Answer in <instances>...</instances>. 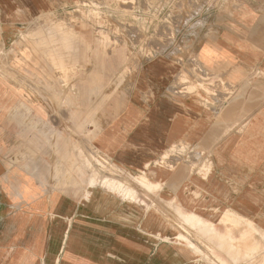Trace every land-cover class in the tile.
I'll use <instances>...</instances> for the list:
<instances>
[{
	"label": "crops",
	"instance_id": "1",
	"mask_svg": "<svg viewBox=\"0 0 264 264\" xmlns=\"http://www.w3.org/2000/svg\"><path fill=\"white\" fill-rule=\"evenodd\" d=\"M77 1L0 0V264L240 262L264 231V0L120 56L51 36Z\"/></svg>",
	"mask_w": 264,
	"mask_h": 264
},
{
	"label": "rangeland",
	"instance_id": "2",
	"mask_svg": "<svg viewBox=\"0 0 264 264\" xmlns=\"http://www.w3.org/2000/svg\"><path fill=\"white\" fill-rule=\"evenodd\" d=\"M204 1L219 0H79L68 7L65 13L59 14L63 17L60 21L65 25L63 24L60 30L50 31V34L73 42L80 36L89 41L95 39L100 43L101 51L107 53L108 50L114 49L116 56L123 53L137 55L139 50L142 54L149 55L169 45L177 29L192 19L193 9L201 7ZM53 20L58 21V18ZM73 52V49L67 47L66 53ZM79 96L62 95L61 103L66 102L65 105H69L70 101ZM99 96L106 99V94ZM102 162V165L106 164L105 161ZM133 179L141 186L149 187L144 177ZM194 218L195 216L190 215L187 221L190 223ZM179 228L182 233L191 235L202 244L217 247L218 239L204 237L194 231L192 234L191 228L188 230V226L183 224L179 225ZM259 235V238L252 241L253 245L249 239H243L245 244L243 249H240L241 261L235 264H264V231L261 232L260 229ZM236 250L239 251V248ZM238 254L240 257L241 254Z\"/></svg>",
	"mask_w": 264,
	"mask_h": 264
},
{
	"label": "bare ground",
	"instance_id": "3",
	"mask_svg": "<svg viewBox=\"0 0 264 264\" xmlns=\"http://www.w3.org/2000/svg\"><path fill=\"white\" fill-rule=\"evenodd\" d=\"M59 72V71H58ZM65 72V71H64ZM204 75V74H203ZM228 83V82H227ZM222 85V84H221ZM215 113V112H214ZM206 158V157H205ZM146 177V176H145ZM133 191V190H132ZM188 212V211H187ZM183 213V212H182ZM189 213V212H188ZM212 229V228H211ZM205 230V229H204ZM213 233V232H212ZM251 240V239H250ZM224 242V241H223ZM254 242V241H253ZM231 243V242H230ZM234 243V242H233ZM248 243V242H247ZM246 243V244H247ZM232 244V243H231ZM239 244V243H238ZM243 244H245V243H243ZM243 244H242V246H243ZM251 244H252V242H251ZM255 244V243H254ZM253 245V244H252ZM236 246V245H235ZM240 246H241V244H240ZM242 246H241V249H242ZM246 246V245H245ZM237 249V248H236ZM249 250V249H248ZM245 251V250H244ZM247 251V250H246ZM235 253V252H234ZM250 254V253H249ZM235 255V254H234ZM238 255V254H237ZM241 256H242V254H241ZM241 259V258H240Z\"/></svg>",
	"mask_w": 264,
	"mask_h": 264
}]
</instances>
